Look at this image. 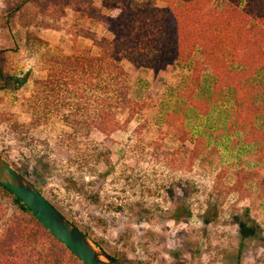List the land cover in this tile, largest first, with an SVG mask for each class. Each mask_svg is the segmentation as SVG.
Returning a JSON list of instances; mask_svg holds the SVG:
<instances>
[{"label": "rangeland", "instance_id": "1", "mask_svg": "<svg viewBox=\"0 0 264 264\" xmlns=\"http://www.w3.org/2000/svg\"><path fill=\"white\" fill-rule=\"evenodd\" d=\"M18 5L0 0V151L8 161L36 169L30 180L43 194L128 264H264V54L244 96L209 72L196 77L195 59L158 73L124 60L133 103L104 111L101 126L91 103L75 124L68 109L35 112L41 82L54 59L79 48L97 54L95 39L113 35L75 5L58 21Z\"/></svg>", "mask_w": 264, "mask_h": 264}, {"label": "trees", "instance_id": "2", "mask_svg": "<svg viewBox=\"0 0 264 264\" xmlns=\"http://www.w3.org/2000/svg\"><path fill=\"white\" fill-rule=\"evenodd\" d=\"M11 1L19 3V11L26 5H35L37 14L57 21L65 17L67 7L75 5L76 10L85 11L112 33V38L95 39L97 54L79 48L72 56L54 59L52 73L41 82L35 112L42 113L50 106L68 109L74 112L75 124H81L79 118L91 103L100 109L93 126L104 122V111L133 103L124 60L158 73L176 62L195 59L196 77L209 72L236 87L240 96L248 72L263 60L264 0H167V6L162 8H135L128 0H103L108 10L98 8L94 0ZM234 62L248 69L233 71ZM86 92H92L91 98ZM12 165L28 179L36 175L37 170L31 171L29 165ZM107 251L124 264L129 263L123 253ZM0 264L83 263L21 199L0 184Z\"/></svg>", "mask_w": 264, "mask_h": 264}, {"label": "water", "instance_id": "3", "mask_svg": "<svg viewBox=\"0 0 264 264\" xmlns=\"http://www.w3.org/2000/svg\"><path fill=\"white\" fill-rule=\"evenodd\" d=\"M0 184L21 199L44 227L83 264H124L75 225L1 153Z\"/></svg>", "mask_w": 264, "mask_h": 264}]
</instances>
